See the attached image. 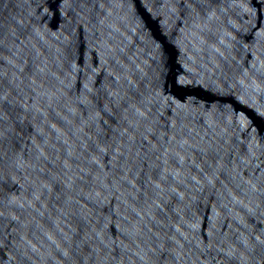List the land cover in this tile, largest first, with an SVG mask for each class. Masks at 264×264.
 Listing matches in <instances>:
<instances>
[{"label": "water", "instance_id": "95a60500", "mask_svg": "<svg viewBox=\"0 0 264 264\" xmlns=\"http://www.w3.org/2000/svg\"><path fill=\"white\" fill-rule=\"evenodd\" d=\"M0 264H264V0H0Z\"/></svg>", "mask_w": 264, "mask_h": 264}]
</instances>
